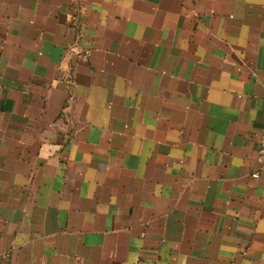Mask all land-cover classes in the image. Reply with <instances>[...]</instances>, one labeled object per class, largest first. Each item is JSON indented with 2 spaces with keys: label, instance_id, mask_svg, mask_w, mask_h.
Masks as SVG:
<instances>
[{
  "label": "crops",
  "instance_id": "obj_1",
  "mask_svg": "<svg viewBox=\"0 0 264 264\" xmlns=\"http://www.w3.org/2000/svg\"><path fill=\"white\" fill-rule=\"evenodd\" d=\"M264 0H0V264H264Z\"/></svg>",
  "mask_w": 264,
  "mask_h": 264
},
{
  "label": "built area",
  "instance_id": "obj_2",
  "mask_svg": "<svg viewBox=\"0 0 264 264\" xmlns=\"http://www.w3.org/2000/svg\"><path fill=\"white\" fill-rule=\"evenodd\" d=\"M255 157L259 163V169L252 173L253 177L259 178L264 176V141H262L256 150Z\"/></svg>",
  "mask_w": 264,
  "mask_h": 264
}]
</instances>
